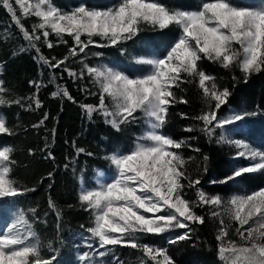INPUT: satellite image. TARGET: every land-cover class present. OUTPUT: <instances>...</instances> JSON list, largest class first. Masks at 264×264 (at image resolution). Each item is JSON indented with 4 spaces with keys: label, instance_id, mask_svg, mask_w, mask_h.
Instances as JSON below:
<instances>
[{
    "label": "snow or ice",
    "instance_id": "1",
    "mask_svg": "<svg viewBox=\"0 0 264 264\" xmlns=\"http://www.w3.org/2000/svg\"><path fill=\"white\" fill-rule=\"evenodd\" d=\"M0 6L10 13L27 43L20 51L34 49L38 61L51 70L48 83L56 87L53 97L73 100L66 85L56 82V70L63 67L69 77L74 80L87 77L96 88L95 92L84 89L98 96L97 104L81 105L90 120L93 114H98L116 131L141 119L146 125L145 132L136 138L130 151L105 157L114 168L110 180L98 173L95 186L81 185L78 201L89 213L90 222L80 227L89 234L86 239L92 242L86 244L89 251L79 255L80 264H104L103 258L107 256L112 257L111 264H123L115 254L118 246L139 251L140 264H175L168 249L144 243L143 236L186 229L169 243L175 245L190 240L192 225L205 223V216L197 212L205 207L219 225L217 255L222 264H264V187L234 194L227 200L219 194L206 193L198 186L201 175L208 171L209 157L203 155L196 166L197 175L193 176L188 165L196 157H185L182 151L189 148L201 152L189 143L193 138L174 139L162 131L168 123L169 109L177 103H188L183 97H177L176 89L195 83L201 90L205 107L199 115L191 117L199 125L186 127L184 131H199L209 142L215 138L216 143L235 149L234 161H244L213 183L228 184L249 174H264V150L246 140L233 139L223 131L227 126L243 123L264 112L259 109L233 111L220 117L218 114L229 103L232 91L227 87L221 89L216 77L206 73L200 65L206 59L224 69H238L245 83L252 75L264 72V4L254 7L244 6L239 0H201L196 10H184L160 0H119L107 8L80 4L64 10L53 0H0ZM18 11L22 16L17 15ZM24 17L37 18L31 30L22 23ZM145 27L158 31L170 27L180 30L178 38L162 56L135 58L138 64L150 66L146 74L132 77L108 65L91 66L83 60L79 72L68 68L67 62L82 53L86 56L90 46L124 50L123 45ZM52 35L61 43H68L65 37L73 42L68 55L62 59L48 58L40 51L41 43L49 49L54 47L49 39ZM232 78L236 82L240 80L235 75ZM29 83L36 91L26 98L30 102L25 103L24 97L9 99L8 90L0 80V106L15 104L29 111L41 108L39 90L47 85L42 80ZM180 115L182 119L189 118L185 113ZM47 119L45 113L33 127L43 126ZM217 129L221 130L219 135ZM52 132L54 135L55 129ZM0 134H16L3 113H0ZM73 147H76L75 142ZM85 151L82 147L76 148L77 155ZM29 152L31 154L32 150ZM13 153L12 146H0V218L4 215L5 200L35 191L20 186L12 177L17 163ZM47 158L55 159L51 152ZM48 175L51 177L52 173ZM186 189L195 191V200L186 198ZM49 207L55 211L59 224L61 210L51 200ZM36 211L35 208L18 210L11 222L0 230V264L57 262V250L51 245L53 255L46 258L41 254L39 235L28 215L35 218Z\"/></svg>",
    "mask_w": 264,
    "mask_h": 264
},
{
    "label": "trees",
    "instance_id": "2",
    "mask_svg": "<svg viewBox=\"0 0 264 264\" xmlns=\"http://www.w3.org/2000/svg\"><path fill=\"white\" fill-rule=\"evenodd\" d=\"M53 1L60 6L84 1L86 5L93 7H102L107 2V0ZM164 1L168 2V0ZM10 18V13L0 6V33H6L4 29ZM27 25L28 22L25 27ZM11 26H15V23ZM166 30H171L174 35L179 32L176 27ZM12 38L23 39L19 30ZM65 38L68 40L67 44L54 42V47L51 49L42 43L39 44L41 53L48 58H64L73 44L71 38ZM9 45L11 43L4 41L0 46L2 65L0 79L8 90L7 97L9 99L24 97L25 103H28L30 101L26 98L36 91L30 81L42 80L47 85L39 90L42 107L38 110L29 111L15 104L1 106L8 125L14 127L16 133L12 136L0 134V142L14 148L13 158L17 163L13 166L12 177L20 181L24 187L35 189L28 194L37 210L46 207L51 200L61 210L67 225L87 226L90 222L89 213L80 207L78 201V174L83 173L87 176L93 172L94 167L109 170L111 164L105 159V151L120 148L122 144H124L123 148L127 147L126 143L133 142L134 131L126 129L116 131L98 114H93L90 120L81 105L97 104L98 96L86 93L83 83L69 77L63 67L56 70V82L66 85L73 100L53 97L52 93L56 91V87L48 83L52 72L38 61L36 51L34 49L15 51ZM200 65L206 73L216 77V83L221 89L227 87L232 91L229 103L221 108L219 114L225 113L230 106H245L264 112V72L252 75L245 83L238 69H224L219 64L206 59L202 60ZM68 68L75 71V67L71 65H68ZM233 75L240 77L239 82L233 81ZM176 95L183 97L188 103H177L169 109L168 123L164 131L174 139L192 137L189 143L201 150L200 153L189 148L182 150L185 157H196V160L188 165V170L193 176L197 175L196 166L203 155L209 157L208 171L201 175V186L208 192L231 191L234 187L230 182L228 184L212 182L220 180L230 172L229 147L216 143L215 138L209 142V139L199 131L191 133L184 131L186 127L199 125V122L191 117L199 115L205 107L201 90L195 83H186L180 89H176ZM45 113L48 114V119L44 125L34 128L33 125L38 124ZM181 113H185L189 118L182 119ZM53 129H55L54 135ZM135 129L138 130V127L135 126ZM219 133L217 131V135ZM80 147L86 151L77 155L76 148ZM29 150H32L31 154ZM49 152L54 155V160L47 158ZM87 152H92L94 155L88 156ZM65 164H68L67 168L64 167ZM49 173H52L51 177ZM243 182L249 185L255 183L249 175L243 178ZM203 215L205 223L192 225L190 240L175 245L168 244L167 233L148 234L144 240L159 246L167 245L168 253L177 264H222L217 255L216 231L219 225L210 216L209 211L204 212Z\"/></svg>",
    "mask_w": 264,
    "mask_h": 264
},
{
    "label": "rangeland",
    "instance_id": "3",
    "mask_svg": "<svg viewBox=\"0 0 264 264\" xmlns=\"http://www.w3.org/2000/svg\"><path fill=\"white\" fill-rule=\"evenodd\" d=\"M118 2L119 0H107L104 6L97 8L111 7L113 4H116ZM160 2L170 7H179L184 10H196L200 5L201 0H168V2H165L164 0H160ZM53 3L57 7L64 10H71L79 6L80 4H85L84 1H81L77 4H70L65 6L62 5L60 6L54 1ZM239 3H241L244 6L258 7L261 4H264V0H239ZM89 7H93V6H89ZM17 15L22 16V13L18 11ZM27 22H28L27 28L31 30V26L33 23L37 22V18L24 17L22 19V23L26 26ZM12 23H14V21L12 20V18H10L8 20V24L6 25L7 27L4 29L6 33H0V37H4V38H0V46L4 41H7L11 43L9 47L17 51L20 50L21 47H27V43L23 39L12 38L14 37V35L17 33L18 30L16 25L11 26ZM179 34H180V30L176 35H174L173 32H171V30L158 31V30H153L150 27H145V29L141 31L138 36H136L131 41H127L123 45L124 50H122L120 47L100 48V47L90 46V48L86 50L87 53L86 56L85 54L82 53L79 57L71 58L67 62V64L75 67V71L79 72L82 68L81 61L83 60L84 63H87L91 66L108 65L109 67H113L117 70L125 72L129 76L132 77L141 76L143 74H146L151 69L150 66L148 65L138 64L135 58L140 56H146V57L162 56L163 54L166 53L170 45L175 42ZM49 39L53 43L54 42L59 43V41L54 35L50 36ZM95 53H102V55L97 56L95 55ZM80 81L83 83V87L85 86V88L89 89L90 92L96 91V88L93 87L91 80H89L87 77L81 79ZM233 111H257V110L249 109L246 108L245 106H230L225 113L218 115L220 117L228 116ZM0 113H2L1 106H0ZM135 126L138 127V130L135 129ZM121 129H126L127 131H134L133 142L126 143L128 144V146L125 148H123L124 144H122L120 148H115L112 151H105L104 153L105 157L113 153L130 151L134 147L136 138L145 132L146 125L141 119L136 123L122 126ZM162 131L165 132L164 129ZM217 131L218 133L221 132L220 129H217ZM223 131L226 135L230 136L233 139L246 140L254 147H258L264 150V114H258L255 117H250L246 119L245 122L243 123H237L236 125L227 126ZM0 146H9V145L0 142ZM228 147L231 150L230 167H229V171H230L234 165L242 164L244 163V161L243 160L234 161L233 157L235 156V149L230 146ZM98 173H103L104 177L110 180L114 175V168L112 165L109 170H104L103 168L100 167H94L93 172L87 176H85L83 173H79L77 177L79 182V192L82 184L89 187L95 186L98 178L97 175ZM249 177L252 178V180L254 179L255 182L254 184L249 185L243 182V179L238 180L237 182H230L231 186L233 185L234 189H232L229 192H224V191L208 192V190H206L203 186L199 185L198 187L202 188L206 193L212 195L219 194L225 200H227L234 194L250 192L253 190H257L261 187H264V174H260V173L249 174ZM18 184L24 187L20 181L18 182ZM28 193L29 192L18 198L4 201L5 208H4V215L2 218H0V230H3L5 225L11 222V219L14 217V215L18 210L27 211L30 208H35V204L29 198L30 195ZM185 195L186 198L189 200H195L196 198V194L193 189H186ZM206 211H209L207 207L203 209H197V212L200 215H203V213ZM28 215H29V219L33 223L35 231L39 235V239L41 242V254L44 257L47 258L53 255L51 248H49V245H51L52 248H55L57 250L55 253L57 255V262H54V264H80V261L78 260L79 255L84 251H89L86 244L88 242H92L86 239L89 234L84 229H82L81 227H74L67 225L64 222L63 216L61 217L58 224L55 211L49 207V204L43 209L37 210L35 218H33L30 213ZM185 231L186 229H175L166 232L168 234L167 236L168 244L170 240L175 239L178 235L183 234ZM146 236L148 235H145L142 238L144 243H148L155 247H161L167 249L166 247L167 245L159 246L157 244L150 243L148 240H144V237ZM115 254L116 256L119 257V260L122 261L123 264H140V258L142 255L139 251L132 249L131 247H119V246L115 249ZM111 261H112L111 256H107L103 258L104 264H111ZM175 264L177 263L175 262Z\"/></svg>",
    "mask_w": 264,
    "mask_h": 264
}]
</instances>
